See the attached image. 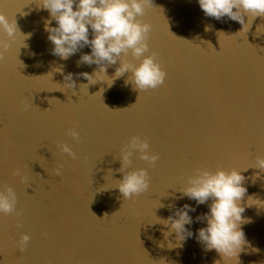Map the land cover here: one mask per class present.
<instances>
[{
    "label": "water",
    "instance_id": "obj_1",
    "mask_svg": "<svg viewBox=\"0 0 264 264\" xmlns=\"http://www.w3.org/2000/svg\"><path fill=\"white\" fill-rule=\"evenodd\" d=\"M40 2L0 0V13L14 18L22 34L31 33L26 47L18 34L0 62V186L16 190L22 212L0 214V264H264V171L242 172V215L250 222L241 225L248 244L238 257L205 249L197 234L206 221L196 217L209 211L211 200L197 205L178 191L197 167L241 170L264 156V17L246 15L242 29L226 16H206L198 0H152L138 19L152 26L149 48L166 78L139 94L125 84L129 73L111 87L97 82L80 89L88 81L78 74L98 70L77 66L91 49L67 60L53 55L44 27L50 14ZM127 59L139 63L130 54ZM118 66L107 67V75ZM68 73L76 87L61 92ZM70 127L80 132L79 142L65 136ZM133 135L147 138L159 160L150 168L133 154L129 170L148 168L151 184L124 201L113 187L123 178L121 149ZM61 143L77 159L61 153ZM59 165L60 177L54 174ZM17 169L24 183L13 175ZM159 203L164 207L156 208ZM185 204L196 209L185 226L193 235L177 245L175 234L165 239L167 228L155 222ZM22 232L31 239L21 253Z\"/></svg>",
    "mask_w": 264,
    "mask_h": 264
},
{
    "label": "clouds",
    "instance_id": "obj_2",
    "mask_svg": "<svg viewBox=\"0 0 264 264\" xmlns=\"http://www.w3.org/2000/svg\"><path fill=\"white\" fill-rule=\"evenodd\" d=\"M198 3L206 16L217 20L226 16L239 22L242 29L246 15L252 18L264 17V0H198ZM151 4H153L152 0H41L39 5L50 14L44 27L49 34L48 40L54 46L53 55L67 60L85 46L91 49L90 54L80 56L77 66L95 64L98 70H94L92 74L88 72L78 74L88 81V84H81L80 89L87 90L89 84L97 82H106L111 87L116 79L129 73L125 84L131 83L133 89L140 94L158 88L166 78V72L156 60L157 53L150 51L149 48L148 41L152 26L138 19L144 16L147 7ZM53 20L56 22V27L50 26ZM89 28L92 30V39H89ZM0 32L4 34V38L0 39V62L5 60L6 53L16 42L18 34L23 37L24 47L27 46L24 41L31 37V33L22 34L16 20L9 19L4 13H0ZM146 53L150 54L146 55ZM129 54L139 63L127 59ZM117 61L119 66L114 75L109 77L107 67L115 65ZM64 81L63 85L58 83L64 91H58L65 92L76 87L72 73L64 76ZM103 91L104 89L101 88L99 92L102 94ZM64 134L74 141L80 140V132L75 127L65 129ZM58 148L61 153L67 154L73 160L77 159V154L67 143L59 144ZM134 153L140 160L147 162L150 168H155L159 160L158 154L151 151L147 138L142 139L138 135H133L123 145L118 158L121 167L117 169L123 174V178L115 180L116 185L113 188L119 189L124 201L140 197L149 190L151 184L148 168L129 170ZM62 168L63 166L59 165L54 169V174L62 176ZM249 168L264 171V156H258L253 166L241 170L217 168L211 171L205 167H197L194 169V174L187 177L185 186L178 189L182 194L180 198L187 197L194 200L197 205L211 200L208 205L209 211L196 217L197 221H206V227L198 229L197 239L206 250L214 249L222 258L238 257L244 246L248 244L241 225L250 221L242 215L245 206H242L241 201L247 193V188L244 186L246 177L242 172ZM13 175L19 176L21 183L25 182L19 169ZM103 190L106 189L101 188L100 191ZM17 203L16 190L7 184L0 186V214L21 216L22 212L17 210ZM158 207L164 205L159 203L156 208ZM195 211L194 207L185 204L167 219L158 217V222L155 223L167 228V231L163 232L165 239L174 233L179 245L193 235L185 226L193 223L189 213ZM107 216L109 215L106 213L104 218ZM16 226L19 228L21 225L17 222ZM43 235L46 237L47 233ZM30 239L28 233H20L16 245L21 253L27 249ZM171 245L173 244L169 242V249L174 247ZM164 246L162 242L160 247Z\"/></svg>",
    "mask_w": 264,
    "mask_h": 264
}]
</instances>
